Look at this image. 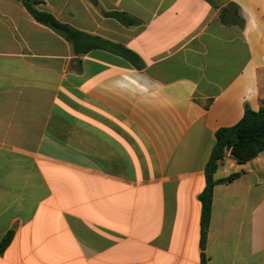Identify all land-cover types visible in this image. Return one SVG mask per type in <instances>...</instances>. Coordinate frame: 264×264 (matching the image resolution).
I'll return each instance as SVG.
<instances>
[{
	"label": "crops",
	"instance_id": "0c3cea01",
	"mask_svg": "<svg viewBox=\"0 0 264 264\" xmlns=\"http://www.w3.org/2000/svg\"><path fill=\"white\" fill-rule=\"evenodd\" d=\"M38 1L139 61L76 55L0 0V264H201L215 134L264 102V0ZM232 3L243 26L220 18ZM240 171L214 189L207 264H264V153L215 178Z\"/></svg>",
	"mask_w": 264,
	"mask_h": 264
},
{
	"label": "trees",
	"instance_id": "16d2710c",
	"mask_svg": "<svg viewBox=\"0 0 264 264\" xmlns=\"http://www.w3.org/2000/svg\"><path fill=\"white\" fill-rule=\"evenodd\" d=\"M18 1L24 5L38 23L52 29L66 39L72 45L76 55H83L91 50L104 48L121 55L132 63L139 61L138 55L126 47L82 32L69 24L59 21L51 13L40 10L38 8L40 1L38 0ZM92 2L98 5L97 0H92ZM238 10L236 4H230V8L226 7L220 13L221 20L233 25L243 26L244 20ZM104 15L118 20L126 27L137 26L141 23L127 12L111 11L104 12ZM215 137L216 143L204 169L206 185L199 195L201 203V264H207L205 247L212 219L214 189L219 184L232 183L242 175V172H235L222 179H216L215 174L227 155H230L239 164H245L264 153V102L259 111H254L246 106L242 119L233 127L219 129ZM14 235L15 230L11 229L3 237L0 242V256L11 244Z\"/></svg>",
	"mask_w": 264,
	"mask_h": 264
}]
</instances>
